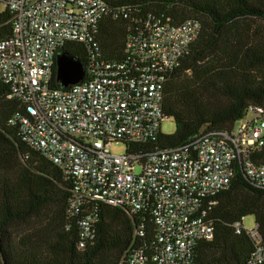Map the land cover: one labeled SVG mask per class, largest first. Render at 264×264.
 <instances>
[{
    "label": "built area",
    "instance_id": "obj_1",
    "mask_svg": "<svg viewBox=\"0 0 264 264\" xmlns=\"http://www.w3.org/2000/svg\"><path fill=\"white\" fill-rule=\"evenodd\" d=\"M112 1L0 0L11 16V35L0 39V82L21 104L10 123L30 149L73 180L68 215L79 218L81 248L95 239L99 206L108 205L133 216L150 213L157 264H196L197 245L215 238L209 214L236 170L264 190V165L254 160L264 148V104L251 106L231 132L201 131L176 148L138 150L157 141L162 122L174 121L163 111L165 84L202 24L175 25L151 13L141 18ZM104 18L130 23L123 61L101 57L97 34ZM67 43L89 46L85 79L55 88L57 52ZM116 144L126 152L113 154ZM144 228L141 221L135 236ZM234 228L255 244L247 264H264L259 226ZM148 262L144 250L131 248L122 264Z\"/></svg>",
    "mask_w": 264,
    "mask_h": 264
},
{
    "label": "trees",
    "instance_id": "obj_2",
    "mask_svg": "<svg viewBox=\"0 0 264 264\" xmlns=\"http://www.w3.org/2000/svg\"><path fill=\"white\" fill-rule=\"evenodd\" d=\"M138 15L151 13L175 25L198 20L202 31L179 67L169 73L163 111L174 118L172 135L138 150L152 153L176 148L204 132H231L251 106L264 104V0H113ZM11 16L0 14V39L11 35ZM130 23L104 18L97 42L106 60L126 59ZM89 46L67 43L58 52L89 63ZM52 85L57 80V60ZM11 89L0 82V264H122L129 249H142L154 261L157 232L150 213L133 216L100 205L95 239L84 248L79 218L68 215L73 180L30 149L10 122L21 104L10 100ZM21 154L26 157L23 161ZM254 160L264 165V148ZM208 220L215 238L196 247V264H247L255 244L237 234L235 224L255 217L264 241V190L257 189L242 169L236 170L229 190L217 197ZM141 221L143 236H135Z\"/></svg>",
    "mask_w": 264,
    "mask_h": 264
},
{
    "label": "water",
    "instance_id": "obj_3",
    "mask_svg": "<svg viewBox=\"0 0 264 264\" xmlns=\"http://www.w3.org/2000/svg\"><path fill=\"white\" fill-rule=\"evenodd\" d=\"M84 79L85 69L80 62L65 55L57 57V80L63 88L67 89L78 85ZM21 157L23 161H26L23 154H21Z\"/></svg>",
    "mask_w": 264,
    "mask_h": 264
},
{
    "label": "rangeland",
    "instance_id": "obj_4",
    "mask_svg": "<svg viewBox=\"0 0 264 264\" xmlns=\"http://www.w3.org/2000/svg\"><path fill=\"white\" fill-rule=\"evenodd\" d=\"M5 8L4 6L0 3V14L5 12ZM235 128H238V125H235ZM175 130V123L172 119L169 120H165L164 122H162L161 125V132L164 135H172L174 133ZM127 148L124 144H116L111 148V152L115 155H121L124 154L126 152ZM140 170L137 169V172H139ZM256 221H255V217L253 216H248L246 218H244L243 220V226L245 228V230L247 231H252L255 230L256 228Z\"/></svg>",
    "mask_w": 264,
    "mask_h": 264
}]
</instances>
